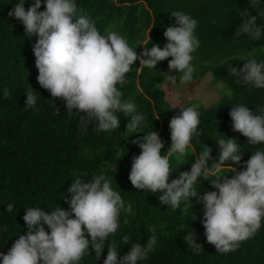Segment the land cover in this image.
I'll return each mask as SVG.
<instances>
[{
    "label": "trees",
    "instance_id": "16d2710c",
    "mask_svg": "<svg viewBox=\"0 0 264 264\" xmlns=\"http://www.w3.org/2000/svg\"><path fill=\"white\" fill-rule=\"evenodd\" d=\"M19 0H0V252L7 254L12 245L24 234L26 209L39 207L48 214L57 207L70 211L68 189L75 178L90 182L93 176L103 174L114 190L124 186L121 193L125 204L132 205V212L120 215L117 233L108 237L121 256L131 250V245L145 246L152 235L157 237L154 249L138 264H264V219L261 228L250 239L241 242L237 250L229 253L217 251L206 240L203 227L204 207L201 197L204 191H217L208 181L198 180L195 186L199 196L191 203L182 202L178 208L163 204L161 192L135 191L128 185L133 159L141 154L135 140L144 134L157 131L164 143L162 154L171 147L170 120L176 114L168 101L167 91L162 86L168 81L169 57L159 62L155 69L141 67L136 61L126 74L122 99L133 102L147 119L141 129L129 130L130 116L118 112L120 127L112 131H98V122L89 123L85 130L80 117L85 113H68L66 102L54 98L43 89L37 80L36 58L33 45L36 37L28 38L21 22L9 16ZM30 2V0H29ZM78 10L95 21L101 33L110 27L124 35L129 45L140 55L145 47L167 44L164 32L175 26L172 12H183L198 20L196 34L200 47L194 55L195 72L192 83L202 81L212 74L216 83L223 82L231 90L230 97L215 106L199 109L202 134L193 137L192 148L184 156L171 158V179H178L189 172L205 144L211 148L209 165L218 162L220 147L214 139L218 133L224 139L235 138L241 146L240 164L228 161L222 174L231 178L233 168L237 172L258 147L251 145L248 138L233 131L230 118L231 107L247 104L251 111L264 104V89L238 84L230 75V67L243 68L241 61L254 55L264 59V36L259 40L247 34L236 37L239 26L247 12L257 18V26L264 27V0H76ZM30 3H25V9ZM44 5L40 11H44ZM145 59H147L145 57ZM140 68V69H139ZM176 82H179L178 75ZM176 83V84H177ZM7 92L9 95L5 96ZM37 98L35 107H27L26 93ZM78 113V114H76ZM76 114V115H75ZM144 133V134H143ZM233 167V168H232ZM210 177L209 179H215ZM14 205L11 212L7 205ZM195 217V219H194ZM74 218V217H73ZM6 227V231L3 229ZM50 233V229L45 226ZM86 238L91 239L87 234ZM195 234L199 249L189 246L184 236ZM128 236V242L123 237ZM79 264H103L108 247L100 259L94 249L89 248Z\"/></svg>",
    "mask_w": 264,
    "mask_h": 264
},
{
    "label": "clouds",
    "instance_id": "9594fccd",
    "mask_svg": "<svg viewBox=\"0 0 264 264\" xmlns=\"http://www.w3.org/2000/svg\"><path fill=\"white\" fill-rule=\"evenodd\" d=\"M26 2L30 3L27 10ZM42 3L44 11H40ZM171 15L175 26H169L164 32L167 44L163 49L153 45L145 47L138 55L120 32L110 27L101 33L95 21L78 10L76 0H19L9 12V16L22 23L28 38H37L33 52L39 85L52 97L62 98L68 113L74 114L73 109L85 113L80 117L85 130L90 122L96 121L98 131L117 130L120 127L118 112L131 117L129 130L141 129L146 121L147 117L133 102L122 99L123 93L117 87L125 83L134 62L155 69L159 62L171 57L169 69L178 70L179 82L193 81V53L200 47L196 34L199 22L183 12ZM259 15L264 17V12ZM241 16L245 19L237 29V38L242 34L256 40L264 36V27L257 26L256 17H250L247 12H242ZM241 61L243 68L230 67V75L237 78L238 84L264 89V59L250 55ZM167 79L170 84L177 83L172 75ZM26 97L25 106L35 107L36 96L29 92ZM200 117L201 112L195 105L180 109V114L169 123L172 143L166 154H162L165 145L157 131L143 133L142 138L135 140L141 154L133 159L128 185L135 191L163 193L160 201L175 209L182 202L191 203L192 198L199 196L200 192L195 190L198 180L208 181L217 191H204L201 197L206 240L217 251L229 253L252 238L264 219V147L252 152L241 171L232 167L235 174L228 178L222 174L223 166L228 161L232 162L230 167L240 164L243 155L235 138L224 139L225 136L218 133L214 139L221 149L218 162L209 165L212 150L205 144L191 170L172 180L171 158L184 156L190 149L194 153L193 137L202 134ZM230 118L233 131L248 138L249 144H264V104L256 106L255 111L247 104L232 106ZM169 177L171 183H168ZM119 189L124 192V186L119 185ZM120 192L114 190L112 182L103 174L93 176L90 182H85V178L73 179L68 189L71 198L66 199L70 211L59 206L48 214L39 207L27 208L23 217L27 231L18 236L7 254L0 252V264H79L90 254V246L99 259L108 247L103 264L144 261L154 249L155 235L146 240L145 246L132 244L131 250L123 256L108 243V237L120 227L121 213L132 212V205L125 204ZM13 207L8 204L7 211L11 212ZM3 230L6 231V227ZM122 239L128 242L129 237ZM184 240L193 248L201 247L193 233L185 235Z\"/></svg>",
    "mask_w": 264,
    "mask_h": 264
},
{
    "label": "rangeland",
    "instance_id": "374dc122",
    "mask_svg": "<svg viewBox=\"0 0 264 264\" xmlns=\"http://www.w3.org/2000/svg\"><path fill=\"white\" fill-rule=\"evenodd\" d=\"M167 70L164 71L165 75L180 76L178 70L171 71L169 68ZM162 86L167 91L168 101L176 114H180V109L183 110L192 105L197 106L198 110L204 107L215 106L221 100L230 97L232 94L231 90L225 84L216 83L212 74H208L202 81L195 83L191 81L170 84L167 81ZM168 183H171L170 177Z\"/></svg>",
    "mask_w": 264,
    "mask_h": 264
}]
</instances>
